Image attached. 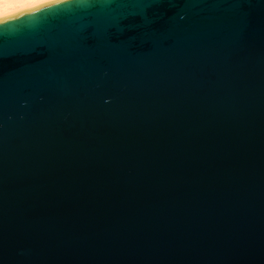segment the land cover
Returning a JSON list of instances; mask_svg holds the SVG:
<instances>
[{"label":"water","instance_id":"obj_1","mask_svg":"<svg viewBox=\"0 0 264 264\" xmlns=\"http://www.w3.org/2000/svg\"><path fill=\"white\" fill-rule=\"evenodd\" d=\"M0 264H264V0L1 18Z\"/></svg>","mask_w":264,"mask_h":264},{"label":"bare ground","instance_id":"obj_2","mask_svg":"<svg viewBox=\"0 0 264 264\" xmlns=\"http://www.w3.org/2000/svg\"><path fill=\"white\" fill-rule=\"evenodd\" d=\"M55 0H0V19Z\"/></svg>","mask_w":264,"mask_h":264}]
</instances>
